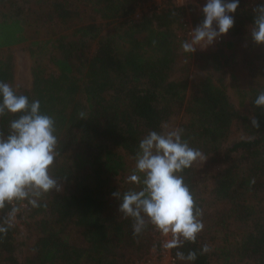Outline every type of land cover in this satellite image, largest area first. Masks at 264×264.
<instances>
[{
    "label": "trees",
    "instance_id": "1",
    "mask_svg": "<svg viewBox=\"0 0 264 264\" xmlns=\"http://www.w3.org/2000/svg\"><path fill=\"white\" fill-rule=\"evenodd\" d=\"M144 1L48 0L41 11L44 23L56 34L58 30L71 34L60 33L54 42L56 54L50 64L57 73H52L53 80L34 71L32 92L17 94L39 99L41 112L55 117L60 156L50 171L60 179L62 191L41 199L46 208L21 210L20 215L32 210L33 216L15 223L6 236L0 235V263L137 264L158 253L160 232L149 224L134 238L133 220L118 211L121 201L112 193L141 187L127 180L133 169L120 151L134 157L139 141L150 130L160 132L162 122L183 114L182 139L205 157L181 173L203 209L204 229L195 243L185 242L179 249L185 254L196 251L194 262L176 259L177 249H172L173 257L177 264H213L214 249L204 255L200 249L205 243L211 246L215 235L222 233L220 252L225 260L234 257L264 264V215L249 197L252 191L264 193V108L253 104L264 86L234 88L240 105L248 102L256 114L260 125L256 129L250 117L241 115L228 100L224 65L212 59L219 53L182 51L184 40L177 32L182 30L179 20L186 8L169 0L160 11L131 19ZM82 4L95 13L89 22H83ZM24 13L15 0H0V50L27 43ZM34 13L30 8L29 14ZM257 46L264 48V44ZM190 58L206 70L198 81H190ZM11 65L10 60H0V81H12ZM262 68L264 76V60ZM80 112L86 118L80 119ZM16 115L0 117L5 134ZM235 125L242 136L231 140ZM253 178L255 184L250 185ZM7 211V207L0 211V219ZM235 222L248 228L232 244L231 237L239 232L232 229ZM21 227L34 237L24 256Z\"/></svg>",
    "mask_w": 264,
    "mask_h": 264
},
{
    "label": "clouds",
    "instance_id": "2",
    "mask_svg": "<svg viewBox=\"0 0 264 264\" xmlns=\"http://www.w3.org/2000/svg\"><path fill=\"white\" fill-rule=\"evenodd\" d=\"M238 7L239 0H206L201 9L204 19L189 31L190 39L182 41V51L192 54L197 48L206 50L227 34L235 22L230 14ZM253 13L250 37L255 44L262 45L264 2L258 3ZM253 104L264 108V88L259 90ZM40 109L39 99L30 100L26 95L17 94L11 84L0 81V117L17 114L9 121L7 134L0 130V211L9 208L0 219V235L3 236L15 227L17 214L23 208H46L47 204H41V199L53 191H62L60 179L50 171L60 156L56 120ZM79 117L86 118V114L80 112ZM250 120L253 128L260 127L254 116ZM160 127V132L150 130L139 141L133 157L135 167L127 180L141 185L140 189L116 191L112 196L121 201L118 211L123 217L132 218L134 238L150 224L166 237L160 244L162 249H177L176 259L194 262L196 251L185 254L179 249L185 242L195 243L203 231V209L196 204L181 173L205 157L199 149L182 139L183 128L173 127L168 122H162ZM249 183L254 185L255 179ZM152 250H156L155 245ZM211 250V246L205 243L200 254Z\"/></svg>",
    "mask_w": 264,
    "mask_h": 264
},
{
    "label": "rangeland",
    "instance_id": "3",
    "mask_svg": "<svg viewBox=\"0 0 264 264\" xmlns=\"http://www.w3.org/2000/svg\"><path fill=\"white\" fill-rule=\"evenodd\" d=\"M48 0H15L18 6H21L25 13H24V25L26 27L25 34L27 36V43L19 46H13L7 49L0 50V60L3 62L11 61V70H12V81L9 83L11 84L16 92L21 91H30L33 90L34 84V71L40 73L41 78H51L53 80V74L57 73L52 65L50 64V57L56 54L55 50L53 49V45L55 40H57L62 34L70 35L71 31H61L58 30L57 34L54 32L53 28L49 23H44L42 18L41 11H44ZM169 0L164 3L165 8L167 6ZM176 1V0H173ZM177 3V1H176ZM192 5L195 7V15L192 17L193 20V27L195 28L202 20L204 19L203 13L201 11L204 3L200 2V0H194L191 2ZM80 10L82 11V15L84 17L83 22H89L91 16H94L95 13L93 9L87 6L79 5ZM139 6V5H138ZM32 8L35 11L34 14H29V9ZM3 9V8H2ZM6 10V9H3ZM137 10V9H136ZM151 13V12H150ZM149 14V13H148ZM230 15L234 16V26L228 31L227 34L222 35L223 42L220 45H211L206 50H201L197 48V50L192 53L196 54L198 52L205 53V54H219L215 55L217 57L212 59H219L222 64L224 65L225 73H226V83H227V97L230 104L242 115H246L252 117L255 115L252 114L251 108L248 105L249 103L246 102L244 106L240 105L237 95L234 93V88L236 86H241L246 90L251 88H261L263 87L264 83V76H262V66L264 60V48H259V46H255L253 41L250 37V26L253 23L254 13L252 10L247 11H238L232 13ZM101 16V15H99ZM26 19L28 22H26ZM131 19H133L131 17ZM141 19V18H140ZM134 20V19H133ZM139 20V19H137ZM101 22V19L98 20ZM62 33V34H60ZM178 37L183 40H189L187 38L186 33L182 30H178L177 32ZM123 42L119 41V45L121 46ZM228 44L232 46L229 48ZM196 59L190 58L188 60V64L190 66V73L189 78L190 81H198L199 79L203 78L206 75V70H202L201 67L196 66ZM220 73H217V75ZM53 75V76H52ZM231 75L234 76V80H232ZM69 86H67L68 89ZM190 91H188V96L190 95ZM247 100H248V96ZM77 101V93L75 95ZM83 103V102H82ZM74 106V104H73ZM254 110V109H253ZM184 121L183 114H180L178 117L174 118L170 124L173 127H180V124ZM239 129L237 126H233L232 128V135L231 140L240 138L242 135L238 131ZM122 155L125 156L127 165H129L130 169H134L135 167V160L133 157L128 156L126 152L120 151ZM130 175V172L127 173V177ZM116 184V183H115ZM250 193V204L253 205L260 214L264 215V193L261 192L257 194L256 192H249ZM27 209V208H23ZM33 211L30 210L25 214L20 215L17 214L16 224H21L22 219L29 220L33 215ZM40 214L37 212L35 213L36 217H39ZM35 217V218H36ZM34 218V219H35ZM241 226V228H240ZM248 226V225H247ZM247 226H244L241 223H233L232 229H239L238 234L235 237H231V243L234 244L239 240V237L243 232L247 230ZM21 227V234L19 235V239L22 242H25L24 247H22L21 256H24V253L28 250L29 246L34 240V237L27 229ZM216 240L211 242V248L215 251V258L213 259V264H255L253 262H241L238 261L236 258H230L229 260H225L224 256L220 252L224 245V234H216ZM170 238V237H167ZM166 239V237L160 235L158 240L160 243ZM23 258V257H21ZM139 263V261H138ZM137 263V264H138ZM4 264V263H0ZM164 264H170V261L167 259Z\"/></svg>",
    "mask_w": 264,
    "mask_h": 264
},
{
    "label": "built area",
    "instance_id": "4",
    "mask_svg": "<svg viewBox=\"0 0 264 264\" xmlns=\"http://www.w3.org/2000/svg\"><path fill=\"white\" fill-rule=\"evenodd\" d=\"M167 0H146L139 4L136 12L132 18L134 20L140 19L144 14H148L153 11H160L164 7V3ZM179 6L186 8V14L179 20L181 29L186 33L187 38H190L189 31L194 29L192 17L195 15V7L191 4L194 0H176ZM175 1V2H176ZM202 3H206V0H200ZM264 2V0H239V7L237 11L252 10L258 3ZM223 42L222 36L219 37L213 45H220ZM161 235V233H160ZM170 261V264H177V260L172 255V249L161 250L158 253L152 254L147 258L141 260L138 264H164V262Z\"/></svg>",
    "mask_w": 264,
    "mask_h": 264
}]
</instances>
